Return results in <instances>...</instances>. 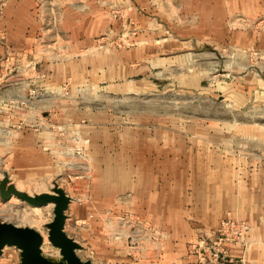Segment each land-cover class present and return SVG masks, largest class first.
<instances>
[{
  "label": "rangeland",
  "instance_id": "1",
  "mask_svg": "<svg viewBox=\"0 0 264 264\" xmlns=\"http://www.w3.org/2000/svg\"><path fill=\"white\" fill-rule=\"evenodd\" d=\"M4 174L65 191L82 261L264 264V0H0ZM140 176H198L174 190L187 212L141 211ZM52 210L0 199L58 261Z\"/></svg>",
  "mask_w": 264,
  "mask_h": 264
},
{
  "label": "water",
  "instance_id": "2",
  "mask_svg": "<svg viewBox=\"0 0 264 264\" xmlns=\"http://www.w3.org/2000/svg\"><path fill=\"white\" fill-rule=\"evenodd\" d=\"M15 197L21 202L32 207L53 205V219L46 224L49 243L58 249L60 259L55 261L43 256L41 245L42 236L32 228L19 227L11 223L0 221V255L5 247H15L19 251V264H91L82 261L76 254L81 246L64 231L66 211L70 203V197L56 183L50 192L29 195L19 191L10 182L6 174L0 180V199L6 201Z\"/></svg>",
  "mask_w": 264,
  "mask_h": 264
},
{
  "label": "crops",
  "instance_id": "3",
  "mask_svg": "<svg viewBox=\"0 0 264 264\" xmlns=\"http://www.w3.org/2000/svg\"><path fill=\"white\" fill-rule=\"evenodd\" d=\"M109 176H110L109 180L106 178L108 180L107 181L108 186L111 188V185L114 186V184H116V182H117V184L120 188L119 192H121V190L123 189L124 178L126 176H122V175L112 176L111 174ZM194 177H198V176H140V179H137V180H138V189L142 190V191H140V193L142 192V194H139V193L136 194V196H137L136 203H138V205L141 206V211L155 212V211H158V208H160V210H164V209H162V207L165 206L166 207L165 211H167V212H170V213L183 212V213H185L188 210L187 205L183 201L181 203V202L175 200L174 190L176 187L181 188L183 191L186 190L190 184L188 182H190V180ZM176 181L178 183H182V186H179V185L176 186ZM197 181H198V179L196 180V182ZM195 186L198 188V183H196ZM112 188L114 189V187H112ZM143 189L145 190L144 193H143ZM119 194H121V193H119ZM119 194L115 195V193H111L110 194V198H111L110 203L113 204L114 201H116L118 198H119V201L121 202L120 197H118V196H121ZM210 195H211V193H210ZM211 196L208 195V197H209V200L207 202L208 208H206V211H208V212H210L209 209H211L210 205L212 204V200H213V199H211ZM149 197H150L151 201H149ZM196 198L200 202L201 198L199 199L198 193L196 194ZM152 200H155V201H152ZM216 204H217V202H214L215 206H216ZM113 205H115V204H113ZM110 206H112V205L110 204ZM111 208L112 207H110L109 210H111ZM214 211L216 212V210H214ZM209 214L210 213H208V218H210L214 221L217 220L216 215L214 218H211ZM65 225H66V221H65ZM259 260L261 261L262 258H260ZM246 261L248 263L249 259L245 260V263H246ZM256 261H257V259H256ZM262 262H264V259L262 260Z\"/></svg>",
  "mask_w": 264,
  "mask_h": 264
},
{
  "label": "built area",
  "instance_id": "4",
  "mask_svg": "<svg viewBox=\"0 0 264 264\" xmlns=\"http://www.w3.org/2000/svg\"><path fill=\"white\" fill-rule=\"evenodd\" d=\"M236 222H231V221H228L225 225H233L235 224ZM235 226H237L238 228H245L243 224H236ZM239 234V233H238Z\"/></svg>",
  "mask_w": 264,
  "mask_h": 264
}]
</instances>
